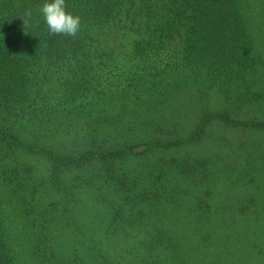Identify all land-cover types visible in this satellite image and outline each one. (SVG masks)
Returning a JSON list of instances; mask_svg holds the SVG:
<instances>
[{
	"label": "trees",
	"instance_id": "trees-1",
	"mask_svg": "<svg viewBox=\"0 0 264 264\" xmlns=\"http://www.w3.org/2000/svg\"><path fill=\"white\" fill-rule=\"evenodd\" d=\"M248 1L66 0L81 19L72 38L49 34L46 0H0V264H97L94 243L148 222L147 197L181 193L167 199L165 173L145 178L140 164H172L212 123L264 134ZM188 88L219 90L232 112L185 132L174 104ZM86 197L95 211L82 228L73 207Z\"/></svg>",
	"mask_w": 264,
	"mask_h": 264
},
{
	"label": "rangeland",
	"instance_id": "rangeland-1",
	"mask_svg": "<svg viewBox=\"0 0 264 264\" xmlns=\"http://www.w3.org/2000/svg\"><path fill=\"white\" fill-rule=\"evenodd\" d=\"M248 4L253 48L264 74V0ZM225 96L214 89L184 91L174 105L176 116L188 124L185 132L193 130L194 118L232 112L224 104ZM213 124L207 126L202 146L174 150L172 164H140L145 178L154 180L165 173L161 181L167 199L174 196V189L181 193L169 205L147 197L154 202L148 222L146 213L137 215L136 223L119 226L94 243L100 254L97 264L105 258L108 264H264V134H231ZM187 169H191L187 175L179 173ZM82 202L86 204L73 210L83 228L84 215L95 208L89 197ZM133 207L129 218L141 210Z\"/></svg>",
	"mask_w": 264,
	"mask_h": 264
},
{
	"label": "clouds",
	"instance_id": "clouds-1",
	"mask_svg": "<svg viewBox=\"0 0 264 264\" xmlns=\"http://www.w3.org/2000/svg\"><path fill=\"white\" fill-rule=\"evenodd\" d=\"M66 0H46L40 8V14L47 26L50 35H64L75 38L81 31V19L77 15L66 10ZM32 16L31 10H26L23 21L24 25L29 24Z\"/></svg>",
	"mask_w": 264,
	"mask_h": 264
}]
</instances>
